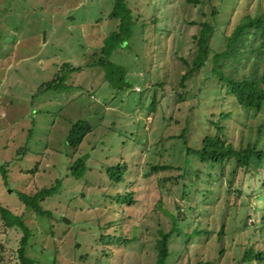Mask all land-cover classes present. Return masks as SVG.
I'll list each match as a JSON object with an SVG mask.
<instances>
[{
  "label": "rangeland",
  "instance_id": "rangeland-1",
  "mask_svg": "<svg viewBox=\"0 0 264 264\" xmlns=\"http://www.w3.org/2000/svg\"><path fill=\"white\" fill-rule=\"evenodd\" d=\"M196 1L127 0L138 19L139 40L112 55L127 69L132 86L119 92L104 83V71L86 67L116 25L109 20L113 0H0V169H7V179L0 173V205L23 217L31 232L26 253L37 264H156V242L161 232L172 231L177 206L184 213L178 223L184 233L212 234L191 241L174 234L167 264H236L241 258L264 214L254 192L258 184L239 172L235 188H229L217 166L209 169L189 156L187 147L197 149L214 135L209 120L225 112L233 116L222 122L224 138L238 148L247 135L241 123L250 121L232 97L220 93L210 64L184 87L180 79L187 71L182 59L192 62L196 53L198 23L218 25L212 49L221 51L223 30L232 31L246 8L237 11V0ZM251 2L252 14L264 6V0ZM66 63L84 67L70 75L71 87L42 92ZM78 120L95 130L74 152L67 134ZM184 131L186 144L179 137ZM79 156L86 157L85 172L77 179L68 167ZM118 163L128 169L114 184L108 170ZM156 166L166 168L155 171ZM58 179V193L41 201L50 219L18 197L35 196ZM117 193L132 194L130 204L118 203ZM22 236V230L5 228L0 219V264L2 259L20 264ZM254 242L264 251V233L249 243Z\"/></svg>",
  "mask_w": 264,
  "mask_h": 264
},
{
  "label": "trees",
  "instance_id": "trees-1",
  "mask_svg": "<svg viewBox=\"0 0 264 264\" xmlns=\"http://www.w3.org/2000/svg\"><path fill=\"white\" fill-rule=\"evenodd\" d=\"M113 9L109 15V20L116 24L113 26L103 42L101 53L96 56L91 65L87 68H95L104 71V83L109 82L111 88L116 91L124 92L131 89V84L127 80L128 71L125 67L114 63L112 55L119 49H131L139 40L135 33L138 19L134 17L133 11L130 9L127 0H113ZM192 3H200L196 0H188ZM251 0H237L236 10L241 7L246 8V12L240 16L232 31L228 32L224 29L222 35L224 37V47L221 51L212 49V40L217 33L218 25L213 24L210 20H205L199 25V32L193 36L196 53L192 62L182 59L187 68L186 73L180 79V85L185 86L186 80L192 77L200 69L211 65L210 76L217 79L220 84V93L224 91L228 97H232L235 105L243 114L247 123H241L246 126V137L242 138V142L238 148L227 142L224 138L225 127L222 122L230 119L233 113L220 112L217 120H209L210 125L215 129V134H208L202 141L201 146L197 149L187 147V154L194 156L197 160L209 169L218 167L219 178L226 180L229 188H235V181L238 173L243 172L249 179H254L258 185L254 188L257 198L264 204V6L259 5L256 14L250 12ZM217 14L216 9L212 11V18ZM157 18H153V25L156 27ZM146 25V23H145ZM157 28V27H156ZM164 30V29H163ZM84 67H74L70 63L64 64L55 74L54 78L41 86L42 92L62 93L71 86L69 85L70 75L81 72ZM153 110H156V99L152 103ZM253 123V124H252ZM94 127L85 120H78L70 128L67 134V145L70 150L77 152L85 139L93 133ZM186 134L184 131L179 137L186 144ZM27 147L22 149L25 155ZM230 164V173L227 174V166ZM85 162L79 156L77 160L68 168L73 177L81 178L84 174ZM166 167L156 166L155 171L164 170ZM5 169V170H4ZM127 165L118 163L110 167L108 176L114 184L123 181L127 171ZM4 170V171H3ZM0 173L7 179V169L3 165ZM200 171H197V178ZM218 179V180H220ZM193 182V181H192ZM62 187V180L58 179L57 184L50 189H45L35 196L19 194L18 197L27 208L32 209L42 218H51V213L42 208L41 201L58 193ZM235 190V189H234ZM237 191L239 189H236ZM130 193L121 195L117 193L116 201L122 204L124 202L130 204ZM257 207H255V210ZM180 206H177L178 214H172L174 226L172 231L168 233L161 232L160 239L157 240L155 249L157 250L156 264H167L168 259L173 253L171 250V239L174 234L185 237L188 240L201 237L205 234H212V231H204L196 229L192 233H184L179 228L178 223L180 217L184 213H180ZM0 219L3 221V227L22 230L23 236L20 240L21 247L18 249V259L20 264H37V261L29 257L26 253L28 241L31 237L29 228L23 222V217L14 215L10 210L0 205ZM246 225V224H245ZM247 226V225H246ZM264 233V214L261 216L258 224L255 225L251 235L247 237V246L240 259L236 260V264H263L264 251L256 247V243H249L255 236ZM225 234V224L221 225L217 232L221 240ZM108 238V237H102ZM114 238V237H113ZM119 241L123 239L117 238ZM187 250V248H185ZM3 251L0 250V256L3 257ZM224 250L220 251L223 255ZM4 259L1 260L3 264ZM197 264H209L204 261H198Z\"/></svg>",
  "mask_w": 264,
  "mask_h": 264
},
{
  "label": "water",
  "instance_id": "water-1",
  "mask_svg": "<svg viewBox=\"0 0 264 264\" xmlns=\"http://www.w3.org/2000/svg\"><path fill=\"white\" fill-rule=\"evenodd\" d=\"M83 160H86V157H83ZM10 193V191H9ZM64 223H66L67 225L70 224L71 222L69 220H66V218H63Z\"/></svg>",
  "mask_w": 264,
  "mask_h": 264
}]
</instances>
